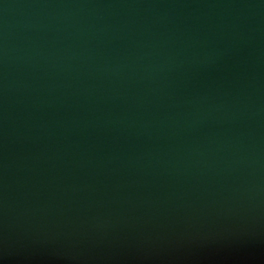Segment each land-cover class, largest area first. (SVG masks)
<instances>
[{
	"label": "water",
	"instance_id": "obj_1",
	"mask_svg": "<svg viewBox=\"0 0 264 264\" xmlns=\"http://www.w3.org/2000/svg\"><path fill=\"white\" fill-rule=\"evenodd\" d=\"M0 264H264V0H0Z\"/></svg>",
	"mask_w": 264,
	"mask_h": 264
}]
</instances>
